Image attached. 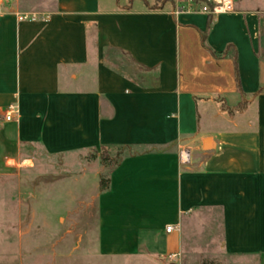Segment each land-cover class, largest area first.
<instances>
[{"label":"crops","instance_id":"0c3cea01","mask_svg":"<svg viewBox=\"0 0 264 264\" xmlns=\"http://www.w3.org/2000/svg\"><path fill=\"white\" fill-rule=\"evenodd\" d=\"M172 8L0 0V164L130 146L98 196L100 255L179 262L202 226L264 264V0Z\"/></svg>","mask_w":264,"mask_h":264},{"label":"rangeland","instance_id":"374dc122","mask_svg":"<svg viewBox=\"0 0 264 264\" xmlns=\"http://www.w3.org/2000/svg\"><path fill=\"white\" fill-rule=\"evenodd\" d=\"M21 151L33 160L0 164V264H139L99 253V181L108 177L99 151L70 158ZM204 234L202 226L186 228V254L168 264H258L223 256L218 234L211 242Z\"/></svg>","mask_w":264,"mask_h":264},{"label":"built area","instance_id":"2783aa9c","mask_svg":"<svg viewBox=\"0 0 264 264\" xmlns=\"http://www.w3.org/2000/svg\"><path fill=\"white\" fill-rule=\"evenodd\" d=\"M172 3V13L175 16L181 14L203 13L209 16H217L220 14L231 13L236 9V0H168ZM14 109V106L11 107ZM6 119H11V112L6 115ZM184 160H189V152L183 151ZM176 229L174 225L167 227V231L171 232Z\"/></svg>","mask_w":264,"mask_h":264},{"label":"trees","instance_id":"16d2710c","mask_svg":"<svg viewBox=\"0 0 264 264\" xmlns=\"http://www.w3.org/2000/svg\"><path fill=\"white\" fill-rule=\"evenodd\" d=\"M112 150L117 151V154L112 156ZM131 150L132 148L130 146H101L99 150H95V152L99 151L100 159L103 165L108 168V177H105L104 175L100 177L99 187L101 192H104L109 189L111 183L110 176L113 169L121 164V162L124 160L125 153H131Z\"/></svg>","mask_w":264,"mask_h":264}]
</instances>
